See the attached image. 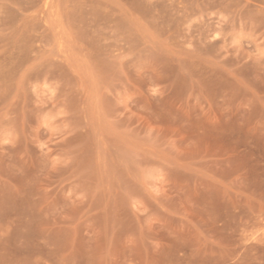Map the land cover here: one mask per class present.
I'll list each match as a JSON object with an SVG mask.
<instances>
[{
    "label": "rangeland",
    "instance_id": "1",
    "mask_svg": "<svg viewBox=\"0 0 264 264\" xmlns=\"http://www.w3.org/2000/svg\"><path fill=\"white\" fill-rule=\"evenodd\" d=\"M0 264H264V0H0Z\"/></svg>",
    "mask_w": 264,
    "mask_h": 264
}]
</instances>
